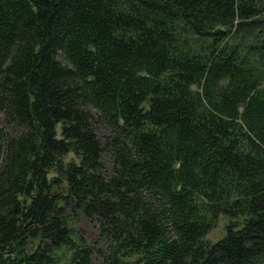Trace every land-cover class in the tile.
Returning a JSON list of instances; mask_svg holds the SVG:
<instances>
[{"label":"trees","instance_id":"trees-1","mask_svg":"<svg viewBox=\"0 0 264 264\" xmlns=\"http://www.w3.org/2000/svg\"><path fill=\"white\" fill-rule=\"evenodd\" d=\"M94 255L264 264V0H0V264Z\"/></svg>","mask_w":264,"mask_h":264},{"label":"rangeland","instance_id":"rangeland-1","mask_svg":"<svg viewBox=\"0 0 264 264\" xmlns=\"http://www.w3.org/2000/svg\"><path fill=\"white\" fill-rule=\"evenodd\" d=\"M58 130H60V126H58ZM109 133L107 127H100L99 129V137L103 141L105 136ZM104 161L106 163H110V157L108 155L104 156ZM229 218L225 215H221L218 219L216 226L208 233L207 238L211 241H216L226 233V227L229 223ZM77 226L81 230V232L86 237L87 241L90 243H94L98 238L99 229L94 220L88 218L86 216H81L77 220ZM104 246V244H102ZM95 264H103V257L99 255H94L93 257Z\"/></svg>","mask_w":264,"mask_h":264}]
</instances>
